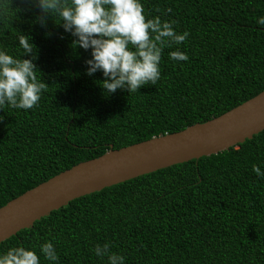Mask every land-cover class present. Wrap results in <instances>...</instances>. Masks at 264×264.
Masks as SVG:
<instances>
[{
  "label": "trees",
  "instance_id": "obj_1",
  "mask_svg": "<svg viewBox=\"0 0 264 264\" xmlns=\"http://www.w3.org/2000/svg\"><path fill=\"white\" fill-rule=\"evenodd\" d=\"M146 18L175 20L189 36L165 46L161 76L128 93L104 95L91 50L72 44L59 18L32 0H10L0 47L20 55L17 34L37 46L46 89L37 106L0 109V206L72 165L213 118L264 90V0H142ZM47 33V35H46ZM179 48L187 61L169 59ZM27 58V56H25ZM264 129L216 154L193 158L73 198L0 242L51 240L55 264H107L96 243L126 264H264ZM41 264H52L40 256Z\"/></svg>",
  "mask_w": 264,
  "mask_h": 264
},
{
  "label": "clouds",
  "instance_id": "obj_2",
  "mask_svg": "<svg viewBox=\"0 0 264 264\" xmlns=\"http://www.w3.org/2000/svg\"><path fill=\"white\" fill-rule=\"evenodd\" d=\"M32 4L43 13L35 18L41 26L56 16L64 31L75 37L72 44L91 50L85 61L86 74L101 71L104 78L99 85L104 95L117 89L131 93L143 85H155L161 76L164 47L179 45L189 36L187 30L174 29L175 20H161L159 15L146 18L142 0H32ZM12 9L10 0H0V15L10 14ZM256 23L264 25V16ZM17 41L19 56L0 47V109L5 104L32 109L47 86L36 74L37 46L30 35L20 32ZM168 56L175 61L189 59L187 52L179 48L169 51ZM252 171L264 178L260 166L254 164ZM93 252L97 257H106L107 264H126L124 255L110 250V242L96 243ZM40 256L52 264L59 260L53 242L45 240L39 245V254L36 246L0 250V264H41Z\"/></svg>",
  "mask_w": 264,
  "mask_h": 264
},
{
  "label": "water",
  "instance_id": "obj_3",
  "mask_svg": "<svg viewBox=\"0 0 264 264\" xmlns=\"http://www.w3.org/2000/svg\"><path fill=\"white\" fill-rule=\"evenodd\" d=\"M264 129V90L203 122L80 161L0 206V242L73 198L201 156L216 154Z\"/></svg>",
  "mask_w": 264,
  "mask_h": 264
}]
</instances>
